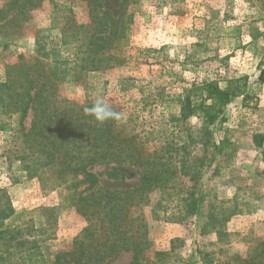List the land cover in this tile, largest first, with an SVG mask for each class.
Returning a JSON list of instances; mask_svg holds the SVG:
<instances>
[{
  "label": "rangeland",
  "instance_id": "1",
  "mask_svg": "<svg viewBox=\"0 0 264 264\" xmlns=\"http://www.w3.org/2000/svg\"><path fill=\"white\" fill-rule=\"evenodd\" d=\"M9 1H0V187L14 210L5 224L20 228L25 238L37 237L54 255L70 251L87 227L74 207L82 177L56 188L26 177L14 155L21 126L13 104L26 85L19 68H31L34 81L39 46L49 52L48 62L65 58L73 44L67 27L87 24L88 8L83 0H42L25 12ZM101 2L124 23L123 38L109 51L112 66L83 74L76 82L60 70L53 78L59 99L79 105L102 100L131 120L147 156L164 155L162 161L173 165L174 188L159 194L160 206L154 193L151 203L130 211L147 224L150 245L141 264H203V258L208 264H264V86L257 80L264 62V0ZM47 67L55 69L51 63ZM209 83L236 92L213 125L205 127L199 111L183 124L169 122L186 95L198 102L206 97L198 88ZM8 92L13 98L6 111ZM32 114L29 110L23 122L25 131ZM223 138L228 147L218 154L214 144ZM111 167L118 170L117 177L106 174ZM90 171L98 175L100 191L139 186L141 169L130 164L106 163ZM167 192L202 195L196 215L180 221L183 204L177 197L167 200ZM130 260V252H121L104 264Z\"/></svg>",
  "mask_w": 264,
  "mask_h": 264
},
{
  "label": "trees",
  "instance_id": "2",
  "mask_svg": "<svg viewBox=\"0 0 264 264\" xmlns=\"http://www.w3.org/2000/svg\"><path fill=\"white\" fill-rule=\"evenodd\" d=\"M40 1L10 0L8 5L26 12ZM83 1L88 8L89 21L85 25L72 23L67 27L71 31L67 37L73 44L66 57H54L53 61L48 62L49 52H41L43 48L39 46L32 67L34 81L30 79L33 76L29 75L31 68L20 67L18 70L26 85L20 100L13 104L14 112L19 113L21 126L18 131L20 135L15 138L20 139V145L14 149V155L26 177L38 178L51 188L65 186L82 177L80 184L83 189L76 194L74 207L88 224L74 240L70 251L51 255L37 237L30 240L24 237L20 228L6 227L5 223L12 218L14 210L6 191L0 187V264H63L64 260L70 264H104L108 258L121 252L131 253L128 264H141L144 261L143 253L150 245L145 236L147 224L140 216H130V211L151 203L154 193L160 206L159 194L174 188L172 179L176 172L173 165L168 166L162 161L164 155H146L142 145H138L140 141H136L138 135L132 130L131 120L124 119L123 123L108 120L101 124L84 113V108L93 104L79 105L58 98L54 80L56 70L71 74L76 82L83 74L110 67L114 56L109 51L117 48L114 41L123 38L124 23L120 17L115 19L109 11L104 10L101 0ZM122 3L126 4L127 0ZM49 63L54 65V71L47 67ZM257 80L264 86V62L259 66ZM32 89L33 93L30 92ZM121 89L126 91L128 86L124 85ZM200 89L206 92V97L198 102L186 95L180 102L178 116H171L169 122L183 124L199 111L205 127H209L219 119L223 107L231 102L236 93L230 87L220 88L214 83ZM8 93L3 99L6 111L7 100L10 102L13 98V94ZM208 100L210 103L206 104ZM109 108L117 112L112 106ZM29 110H33V118L25 131L23 122ZM205 136L204 131L202 137ZM227 147L224 138L214 144L218 154ZM106 163L130 164L141 169L139 186L128 191L98 190V175L90 168ZM189 171L187 167L185 174L190 175ZM106 174L117 177L118 170L111 167ZM194 178L191 176L190 181ZM176 197L183 204L178 218L180 221L193 218L203 200L202 195L197 197L194 192L181 197L167 192L165 198L173 202L177 200ZM154 215H157L155 211ZM202 262L208 264L205 258ZM245 263L254 264L250 261Z\"/></svg>",
  "mask_w": 264,
  "mask_h": 264
},
{
  "label": "clouds",
  "instance_id": "3",
  "mask_svg": "<svg viewBox=\"0 0 264 264\" xmlns=\"http://www.w3.org/2000/svg\"><path fill=\"white\" fill-rule=\"evenodd\" d=\"M84 113L92 116L95 121L101 124L108 120L118 121L121 123L124 121L123 114L113 111L100 99H97L92 107H85Z\"/></svg>",
  "mask_w": 264,
  "mask_h": 264
}]
</instances>
